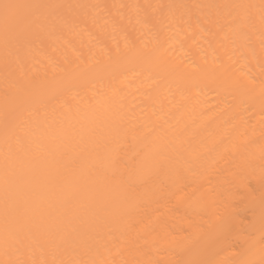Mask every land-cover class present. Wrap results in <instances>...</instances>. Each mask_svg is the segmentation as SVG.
Here are the masks:
<instances>
[{
    "label": "bare ground",
    "instance_id": "obj_1",
    "mask_svg": "<svg viewBox=\"0 0 264 264\" xmlns=\"http://www.w3.org/2000/svg\"><path fill=\"white\" fill-rule=\"evenodd\" d=\"M0 264H264V0H0Z\"/></svg>",
    "mask_w": 264,
    "mask_h": 264
},
{
    "label": "rangeland",
    "instance_id": "obj_2",
    "mask_svg": "<svg viewBox=\"0 0 264 264\" xmlns=\"http://www.w3.org/2000/svg\"><path fill=\"white\" fill-rule=\"evenodd\" d=\"M249 182H250V181H249ZM251 185H252V182H251ZM251 185H250L249 187H250V188H251V187H252V188L254 187V189H255V186H251ZM171 201H173V200H171ZM171 201H169V203H168V205H169L168 207H169V208H171V207H170V205H171ZM172 203H173V202H172ZM172 206H174V204H173ZM172 209H174V208L172 207ZM245 212H246V213H245ZM242 214H243L242 216H244V217L246 218V219L244 218L245 220L243 219L244 222H245V221L248 222L249 219H250V212H249V211L247 212V210H245L244 213H242ZM245 214H246V216H245ZM237 242H238V241H237ZM237 242L234 243V246H233L234 248L237 247V245H239V243H237ZM239 246H240V245H239ZM239 246H238V247H239ZM235 249H238V248H235Z\"/></svg>",
    "mask_w": 264,
    "mask_h": 264
},
{
    "label": "snow or ice",
    "instance_id": "obj_3",
    "mask_svg": "<svg viewBox=\"0 0 264 264\" xmlns=\"http://www.w3.org/2000/svg\"><path fill=\"white\" fill-rule=\"evenodd\" d=\"M5 7L7 8L8 6L6 5Z\"/></svg>",
    "mask_w": 264,
    "mask_h": 264
}]
</instances>
